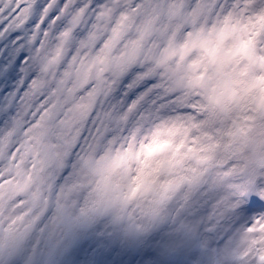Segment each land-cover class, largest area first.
<instances>
[{
  "label": "snow or ice",
  "instance_id": "obj_1",
  "mask_svg": "<svg viewBox=\"0 0 264 264\" xmlns=\"http://www.w3.org/2000/svg\"><path fill=\"white\" fill-rule=\"evenodd\" d=\"M257 74L264 0H0V264H264Z\"/></svg>",
  "mask_w": 264,
  "mask_h": 264
},
{
  "label": "clouds",
  "instance_id": "obj_2",
  "mask_svg": "<svg viewBox=\"0 0 264 264\" xmlns=\"http://www.w3.org/2000/svg\"><path fill=\"white\" fill-rule=\"evenodd\" d=\"M230 32H233L232 36H229L228 40L225 41L222 48L217 51L216 45L218 40L216 34H212V42L209 44V58L212 56L216 57H225L231 61L226 65L225 70L231 71L235 68H243L247 63V52L249 50V39L248 34L243 31L241 28H236L235 31L230 27ZM235 43V47L232 45ZM241 79L246 81L244 84L236 85L238 96H243L247 102H250L252 106L264 105V74H257L253 76H244ZM167 134H164L161 139H166ZM164 153L157 151L156 158L163 156ZM147 158V157H145ZM141 166V158L139 155H132L123 162L122 170L127 171L128 175L136 176L139 173L136 172V169ZM150 171V168H146L145 172ZM139 183V181H137ZM86 237L78 239L73 243L72 247L69 249V252L63 257L58 258L57 264H88V256L91 254L88 253L87 246L81 251V246L84 245L83 240ZM113 245L118 248L120 251L128 250L131 245L124 239L117 238L113 241ZM157 245H160V240H157L155 243L149 242V245L157 255H161V250L157 248ZM147 247V246H146ZM96 251L95 249L93 250Z\"/></svg>",
  "mask_w": 264,
  "mask_h": 264
},
{
  "label": "rangeland",
  "instance_id": "obj_3",
  "mask_svg": "<svg viewBox=\"0 0 264 264\" xmlns=\"http://www.w3.org/2000/svg\"><path fill=\"white\" fill-rule=\"evenodd\" d=\"M87 239H88V238H84L83 243H85V241H86Z\"/></svg>",
  "mask_w": 264,
  "mask_h": 264
}]
</instances>
